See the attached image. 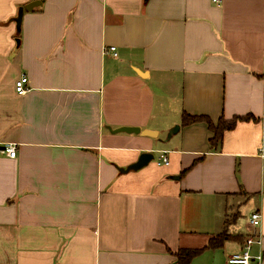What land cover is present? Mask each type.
Returning <instances> with one entry per match:
<instances>
[{"label":"crops","instance_id":"crops-1","mask_svg":"<svg viewBox=\"0 0 264 264\" xmlns=\"http://www.w3.org/2000/svg\"><path fill=\"white\" fill-rule=\"evenodd\" d=\"M32 1L0 0V264H177L224 231L189 264L264 253V0H39L17 37ZM184 113L257 120L212 148Z\"/></svg>","mask_w":264,"mask_h":264},{"label":"trees","instance_id":"trees-1","mask_svg":"<svg viewBox=\"0 0 264 264\" xmlns=\"http://www.w3.org/2000/svg\"><path fill=\"white\" fill-rule=\"evenodd\" d=\"M256 121L252 114L247 115H236L231 119L220 118L217 123L213 122L210 117L203 114H187L184 113L182 116V125L187 126L197 122H204L213 133L210 139L211 147L217 148L222 144L224 135L227 131L233 130L240 121ZM229 235L224 231L212 238L209 243L203 248H181L173 254L177 258V264H189L190 261L200 254L205 248H216L220 246Z\"/></svg>","mask_w":264,"mask_h":264},{"label":"built area","instance_id":"built-area-1","mask_svg":"<svg viewBox=\"0 0 264 264\" xmlns=\"http://www.w3.org/2000/svg\"><path fill=\"white\" fill-rule=\"evenodd\" d=\"M219 1V0H214ZM106 51H111L114 56H118L117 47L115 45H110L107 47ZM28 76L22 75L15 82V91L23 95L28 91ZM4 152L11 158H15L17 155V148L14 144H7L4 147ZM159 161L163 164H169V158L165 151L160 153ZM262 220L261 212L254 211L250 216V223L252 227L257 228L260 226ZM263 236L261 232L254 231L249 234L245 240L244 250L241 253H236L231 255L228 258L227 264H261L264 259L263 251H260L258 254H252V247L255 244L262 245Z\"/></svg>","mask_w":264,"mask_h":264},{"label":"water","instance_id":"water-1","mask_svg":"<svg viewBox=\"0 0 264 264\" xmlns=\"http://www.w3.org/2000/svg\"><path fill=\"white\" fill-rule=\"evenodd\" d=\"M41 4V1L39 0H35L32 1L26 5L20 6L18 8L17 14L15 16H13L8 22L3 23L5 25L11 23V22H15L16 24V36L19 37V35L21 34V30H22V23H23V16L25 14L26 11H32L34 10V8L38 5ZM180 126L176 125L173 129L170 130L168 137H171L174 133H176L177 131H179ZM111 129V128H109ZM116 132H135V133H143L146 135H153V132L150 130H141L139 127H120L118 129H116ZM154 159V154L153 153H144L140 156L139 161L137 163H135L134 165H131L130 169H139L141 167L146 166L147 164H149V162H151Z\"/></svg>","mask_w":264,"mask_h":264},{"label":"rangeland","instance_id":"rangeland-1","mask_svg":"<svg viewBox=\"0 0 264 264\" xmlns=\"http://www.w3.org/2000/svg\"><path fill=\"white\" fill-rule=\"evenodd\" d=\"M159 155V154H158ZM158 155L157 156H155V159H156V157H158Z\"/></svg>","mask_w":264,"mask_h":264}]
</instances>
